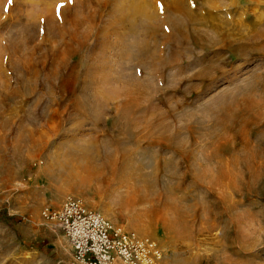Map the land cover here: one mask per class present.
<instances>
[{"label":"rangeland","instance_id":"rangeland-1","mask_svg":"<svg viewBox=\"0 0 264 264\" xmlns=\"http://www.w3.org/2000/svg\"><path fill=\"white\" fill-rule=\"evenodd\" d=\"M67 196L264 264V0H0V264H69Z\"/></svg>","mask_w":264,"mask_h":264},{"label":"built area","instance_id":"built-area-1","mask_svg":"<svg viewBox=\"0 0 264 264\" xmlns=\"http://www.w3.org/2000/svg\"><path fill=\"white\" fill-rule=\"evenodd\" d=\"M42 214L62 230L71 250L69 264H163L156 241L114 226L78 198L67 196L59 207H45Z\"/></svg>","mask_w":264,"mask_h":264},{"label":"snow or ice","instance_id":"snow-or-ice-1","mask_svg":"<svg viewBox=\"0 0 264 264\" xmlns=\"http://www.w3.org/2000/svg\"><path fill=\"white\" fill-rule=\"evenodd\" d=\"M9 2H11V0H9Z\"/></svg>","mask_w":264,"mask_h":264}]
</instances>
